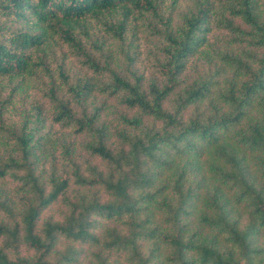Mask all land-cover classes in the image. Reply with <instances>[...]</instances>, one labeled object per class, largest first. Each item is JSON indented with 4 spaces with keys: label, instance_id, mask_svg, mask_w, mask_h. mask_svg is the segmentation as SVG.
<instances>
[{
    "label": "trees",
    "instance_id": "trees-1",
    "mask_svg": "<svg viewBox=\"0 0 264 264\" xmlns=\"http://www.w3.org/2000/svg\"><path fill=\"white\" fill-rule=\"evenodd\" d=\"M178 2L0 0V264H75V243L116 258L97 264H264V0H194L173 25ZM64 132L105 170L80 173ZM71 181L89 195L38 224Z\"/></svg>",
    "mask_w": 264,
    "mask_h": 264
},
{
    "label": "rangeland",
    "instance_id": "rangeland-1",
    "mask_svg": "<svg viewBox=\"0 0 264 264\" xmlns=\"http://www.w3.org/2000/svg\"><path fill=\"white\" fill-rule=\"evenodd\" d=\"M194 7V0H179L177 6L171 11L170 13V18L172 20V24H178L181 21V18L183 15H187ZM156 38H149L148 33H139L138 37H137V41L135 42L136 45L139 46V51L141 52V57L139 59H143L142 61H140V63L131 66L130 70L132 72L137 71L136 73L140 74L141 72H145L144 69L148 68V59L145 60L146 55H148V50L155 46L156 42ZM122 59V58H120ZM120 59H118V65L114 64L113 65V69L115 71H122L123 70V65L124 62L123 60L120 61ZM72 62V66L74 68H78L79 67V61L76 58H71L70 59ZM28 97V98H27ZM22 102L19 103H23L26 106H29L31 103V100L35 99L38 100L40 102H45L44 99L41 97V95L33 90H29L26 92V95L23 97ZM114 102L112 100H109L108 102H106V106L108 108L106 114H110L109 111L113 112V111H119L120 113L124 114V115H128L130 116H134V114H136V112L134 110H127L123 107H115V105H113ZM114 118L113 115L110 116L109 119ZM113 121V119L111 120ZM113 123H115V121H113ZM148 123V121L146 122ZM46 129L47 127H49L50 124H46ZM57 127H54L53 130H57ZM54 132V131H53ZM63 138L67 141V140H73L74 141V148H73V152L71 154V158L72 160L78 165L80 173L84 174L85 176L88 175V172L86 171V167L87 165L89 166H94L97 169L104 171L105 170V165L104 163L94 157L89 155L82 147V142L83 139L81 137H75L73 136L71 133L69 132H64L63 133ZM55 168H57L59 170V172H61L62 170L68 169V166L66 164V162L63 160L62 154L57 153L56 154V162H55ZM5 187L7 188H14V183L13 182H6L5 183ZM90 189L88 188H82L79 187L78 185L74 184L72 181L68 187L67 192L65 193L64 196L60 197L57 201L53 202L52 204H50L49 206H47L46 208H44L39 216L38 219V224H40L43 220L45 219H52L54 221L56 220H60L62 214L64 213L66 206L64 205L63 200L66 198L67 200L70 201H78L82 196H86L89 195ZM3 218V217H1ZM70 244L68 241L65 240H60L59 241V245L58 248L62 249L64 248L66 245ZM73 246L75 248H77L78 250V256L76 258V263L75 264H97V259L93 258L94 254L98 253L99 257H107V261L111 262L114 261L116 258L114 257V254L108 256L106 251H99L98 249H96L95 247H91L89 245H84V244H73ZM21 253L22 254H26V250L23 246H21ZM123 261L120 260V264Z\"/></svg>",
    "mask_w": 264,
    "mask_h": 264
}]
</instances>
